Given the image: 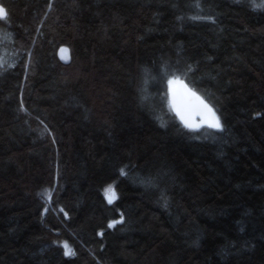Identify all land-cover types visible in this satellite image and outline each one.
Returning <instances> with one entry per match:
<instances>
[{
	"label": "trees",
	"instance_id": "16d2710c",
	"mask_svg": "<svg viewBox=\"0 0 264 264\" xmlns=\"http://www.w3.org/2000/svg\"><path fill=\"white\" fill-rule=\"evenodd\" d=\"M0 3V264H264V0Z\"/></svg>",
	"mask_w": 264,
	"mask_h": 264
},
{
	"label": "water",
	"instance_id": "95a60500",
	"mask_svg": "<svg viewBox=\"0 0 264 264\" xmlns=\"http://www.w3.org/2000/svg\"><path fill=\"white\" fill-rule=\"evenodd\" d=\"M0 8L6 13V9L1 3ZM5 17L6 15L0 16V19ZM57 58L62 64H68L71 58L68 48L60 47L57 50ZM169 97L172 109L185 127L195 128L201 124H207L205 121L207 110L203 107V104L206 103L185 84L171 85L169 87ZM201 101H203V104H201Z\"/></svg>",
	"mask_w": 264,
	"mask_h": 264
},
{
	"label": "snow or ice",
	"instance_id": "6c2138e0",
	"mask_svg": "<svg viewBox=\"0 0 264 264\" xmlns=\"http://www.w3.org/2000/svg\"><path fill=\"white\" fill-rule=\"evenodd\" d=\"M3 15H6V13L4 12V10L2 8H0V16H3ZM170 83H171V81H170ZM197 99H199V98L197 97ZM201 104H203V101H201ZM203 107L207 110V116L205 117V121L207 123V126L209 128L221 130L222 125L219 121V118L216 117L214 111L210 107H208V105H206V104H203ZM186 126H188V125H186ZM124 174H125L124 171L121 170V175H124ZM109 191H111V189H109ZM108 199H109V203H111L112 202V196H109ZM109 226L111 227L112 225H109ZM64 247L66 249L65 255H74V253L71 251V249L69 248V246L66 243L64 244Z\"/></svg>",
	"mask_w": 264,
	"mask_h": 264
},
{
	"label": "rangeland",
	"instance_id": "374dc122",
	"mask_svg": "<svg viewBox=\"0 0 264 264\" xmlns=\"http://www.w3.org/2000/svg\"><path fill=\"white\" fill-rule=\"evenodd\" d=\"M172 85V82L171 83H169V87ZM109 189H111V188H109ZM109 189H107L106 190V196H107V198L109 197V196H112V198H114V193H113V191L111 190V191H109Z\"/></svg>",
	"mask_w": 264,
	"mask_h": 264
}]
</instances>
